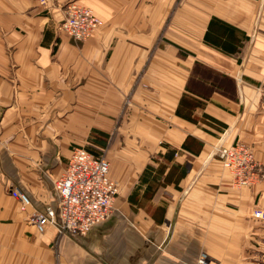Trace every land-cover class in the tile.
Listing matches in <instances>:
<instances>
[{
  "label": "crops",
  "instance_id": "crops-1",
  "mask_svg": "<svg viewBox=\"0 0 264 264\" xmlns=\"http://www.w3.org/2000/svg\"><path fill=\"white\" fill-rule=\"evenodd\" d=\"M70 1L102 21L85 40ZM263 86L264 0H0V264H264V177L212 153L240 141L264 171ZM75 146L108 160L113 210L38 232Z\"/></svg>",
  "mask_w": 264,
  "mask_h": 264
},
{
  "label": "built area",
  "instance_id": "built-area-1",
  "mask_svg": "<svg viewBox=\"0 0 264 264\" xmlns=\"http://www.w3.org/2000/svg\"><path fill=\"white\" fill-rule=\"evenodd\" d=\"M38 1L41 4L46 2ZM101 24L102 21L90 8L74 1L65 5L61 29L72 39L85 40ZM261 105L264 108V86L261 88ZM212 153L231 172L238 186L252 184L264 177V171L255 164L252 149L245 143L217 144ZM108 168V160L101 154L91 153L81 146L73 147L62 173L53 184L58 197L57 207L45 206L42 210H34L29 214V221L38 232L52 225L59 234L85 235L113 210L118 188L108 176ZM10 194L18 200L19 210L26 212L30 205L29 197L18 188L10 189ZM252 215L264 219V210L254 209ZM195 264L218 263L205 252H200Z\"/></svg>",
  "mask_w": 264,
  "mask_h": 264
},
{
  "label": "rangeland",
  "instance_id": "rangeland-1",
  "mask_svg": "<svg viewBox=\"0 0 264 264\" xmlns=\"http://www.w3.org/2000/svg\"><path fill=\"white\" fill-rule=\"evenodd\" d=\"M99 154H101V153H99ZM214 157L217 158V159H219V158L217 157V155H214ZM219 160H220V159H219ZM260 263H263V262L260 261Z\"/></svg>",
  "mask_w": 264,
  "mask_h": 264
}]
</instances>
